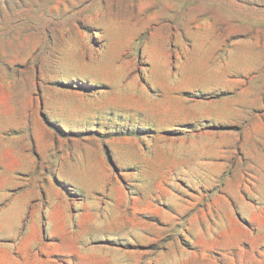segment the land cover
<instances>
[{"label": "rangeland", "instance_id": "rangeland-1", "mask_svg": "<svg viewBox=\"0 0 264 264\" xmlns=\"http://www.w3.org/2000/svg\"><path fill=\"white\" fill-rule=\"evenodd\" d=\"M0 264H264V0H0Z\"/></svg>", "mask_w": 264, "mask_h": 264}]
</instances>
